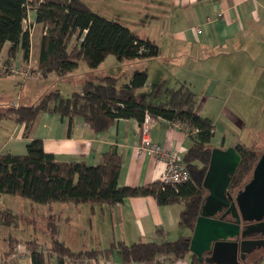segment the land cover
<instances>
[{"label":"trees","instance_id":"1","mask_svg":"<svg viewBox=\"0 0 264 264\" xmlns=\"http://www.w3.org/2000/svg\"><path fill=\"white\" fill-rule=\"evenodd\" d=\"M37 8V22L46 26L41 38L40 69L43 76L56 71L60 77L72 73L84 59L95 70L110 54L120 62L151 59L159 55V45L143 38L128 25L93 11L86 0H0V63L12 65L21 49L24 59L31 51V33L24 27L28 6ZM73 38L75 42H73ZM8 59L1 55L6 43ZM148 70L137 68L127 82H119L117 76L97 75L90 72L83 80L82 88L65 97L60 90H50L36 103L12 105L2 113L24 123L26 135L43 112L58 114L68 119H85L95 132L105 131L115 120L135 118L142 124L146 114L155 119L180 123L187 129L190 146L182 158L190 179L180 184L164 183L161 179L140 186H120L118 178L122 159L116 150L103 155L102 163L90 165L85 161L60 162L44 148L43 140L31 139L24 154L0 152V194L19 195L41 204L107 203L115 205L130 197L154 196L161 205L182 203L179 226L194 231L201 206L207 195L203 185L213 150L215 124L197 110L198 94L190 84L182 82L170 86L166 82L153 83L151 88L138 95V90L148 82ZM240 153L239 166L231 180L229 190L234 194L252 178L260 158L258 152L245 144L235 145ZM4 223L18 227L19 216L11 211L1 215ZM44 233L50 235L48 244L37 238L27 241L33 264H89L101 256L118 257L125 264H170L183 259L190 250V238L176 240L160 237L154 241L126 243L116 241L107 248L72 250L57 234L55 214L47 217ZM7 248L4 258L16 254L19 238L10 234L5 238ZM46 246V251L42 247ZM54 253L57 262L50 263L48 254ZM1 256V251H0ZM1 258V257H0ZM262 257L252 256L249 264H260ZM255 259V260H254ZM192 264H205L193 255Z\"/></svg>","mask_w":264,"mask_h":264},{"label":"crops","instance_id":"2","mask_svg":"<svg viewBox=\"0 0 264 264\" xmlns=\"http://www.w3.org/2000/svg\"><path fill=\"white\" fill-rule=\"evenodd\" d=\"M110 1L120 4L118 0ZM133 2V6L128 7L133 8L131 10L135 12L136 18L135 24H128L129 27L143 38L155 41L160 47L158 56L151 59H136L142 68L148 70V82L145 86L147 88L144 87L146 90L151 83L166 82L170 86L182 82L190 84L198 94V112L211 115L208 117L215 124L214 136L221 127L223 132L221 142L219 140L221 148L229 147L225 144L230 129L240 132L246 130L264 132V0H133ZM128 7L124 5L123 8ZM36 19L37 8L30 4L27 19L24 21V27L31 33L30 56L24 59L20 49L12 62V65L29 71L27 77L29 82L33 80L37 82L35 75L42 78L52 73L43 76L40 69L41 38L46 34V26ZM10 45L11 43H6L3 49L1 60L4 63L8 59ZM96 69L79 71L76 68L64 77L77 82L82 88L83 80L86 78L84 75L96 73ZM131 75L132 73L127 81ZM6 78L14 80V77L3 76L0 78V85L8 80ZM13 82L16 86L26 81ZM46 89L39 97L31 99L33 102L30 104L36 103L50 91L49 85ZM16 106H20V102H17ZM243 109L245 113L242 112ZM249 116L253 117L252 124L248 121ZM219 117L223 118L221 124ZM12 128L18 149L24 146L23 143L27 145L33 138H40L43 140L45 150L53 153L55 159L60 162L85 161L90 165H97L102 163L105 153L116 150L122 159L118 178L120 186L152 183L160 180L165 170V163L154 155L145 151L139 152L143 135L141 124L135 118H120L105 131L95 132L81 116L75 117L70 125L68 119L58 114L43 112L36 118L28 136L24 123L13 121ZM150 137L154 142L176 151L181 158L190 146L187 129L184 126L160 118L155 120ZM238 141L231 146L244 144L240 143L241 140ZM212 145L216 147L213 142ZM182 207L181 202L161 205L154 196L148 195L130 197L115 205L56 202L48 205L47 217L55 214L59 239L72 250L80 251L107 248L116 241L129 244L137 241H154L162 238L157 233L158 228L163 229L162 234L168 240L188 236L193 231L188 227L179 226ZM228 218L233 219L231 216ZM34 236L32 233L27 234L24 240L17 236L20 242L16 254L7 259L0 258V261L3 260L5 264H33L27 241ZM35 238L45 245L50 241L49 234L48 239ZM42 249L47 250L46 246ZM193 255L190 252L185 258L170 264H192ZM256 257H262L260 264H264V250L254 254V258ZM48 259L50 263L57 262L54 253L48 254ZM89 264L125 263L117 256L109 258L101 256L91 260Z\"/></svg>","mask_w":264,"mask_h":264},{"label":"rangeland","instance_id":"3","mask_svg":"<svg viewBox=\"0 0 264 264\" xmlns=\"http://www.w3.org/2000/svg\"><path fill=\"white\" fill-rule=\"evenodd\" d=\"M86 3L93 11L103 16L115 19L126 25L135 24V12L131 10L133 8H129L130 6H133V0H128V2H121V0H118V3H120L119 5H117L116 2L113 3L110 0H86ZM124 5H127V7H129L124 9ZM137 61H126L123 64L120 63V61L114 54H110L100 65L101 67L98 66L100 70H97V68L96 73L97 75L111 74L117 76L119 78V82L123 83L129 79L130 74L135 69L142 67L138 64ZM119 64L122 66H118ZM88 68L89 66L87 62L84 59H80L78 66L79 71L85 69L87 70ZM56 73L57 72L54 71L48 77L42 78L41 76L35 75V77H37V82L33 80L34 83L29 82V78H27L28 75H24L21 73H10V75H7V77L10 78L14 77V80L6 78L8 80H5L3 84L0 85V152L11 151L14 153L24 154L27 151L25 143H23L24 146L22 148L18 149V144H16L18 142H16L17 140H14L15 135H12V124L15 120L12 117L2 114L5 109L11 107L12 105H17V102H20V105L30 104L31 102H33L30 100H34L36 96L39 97L42 91L44 92V90H47L46 88L48 85L50 88L49 90L58 89L65 97L70 96L74 91L80 90L81 87H79L77 82H73L72 79L68 80L65 79V77H60ZM33 76L31 77V79L34 78ZM18 80L26 82H21L19 83V85L16 84V86H14L13 81H16V83H18ZM152 84L153 83L148 86V89L151 88ZM145 88L138 90L137 94L140 95L147 91ZM32 93H35V95H33ZM242 112L245 113V109H243ZM201 114L211 117L209 113L207 115L205 113ZM252 118L253 117L249 116L248 121H251L250 124L253 123ZM219 122L221 124L223 122V118L219 117ZM252 129L254 128L252 127ZM222 134L223 132L221 130V127H219L218 133L216 134V136H214L212 141L216 147H222V144L219 143V140L221 142L223 138ZM238 140H241L240 143L252 146L260 156L264 153V132H255L254 130H250L249 132H247V130L240 132L239 130L236 131L230 129V133L228 134V139L225 145H234V143L239 142ZM4 211H11L13 214L19 216L18 227H14L4 223L1 217ZM48 213V204L37 203L19 195L0 194V257L4 258L3 253L7 248V240L5 238L10 234H16L22 240L25 239L27 234L31 233L32 236L36 234L33 238L39 237L40 240L46 238L48 239V234L43 233V228L44 224L46 223ZM249 260L246 264H249ZM0 264H5V262L1 260Z\"/></svg>","mask_w":264,"mask_h":264},{"label":"water","instance_id":"4","mask_svg":"<svg viewBox=\"0 0 264 264\" xmlns=\"http://www.w3.org/2000/svg\"><path fill=\"white\" fill-rule=\"evenodd\" d=\"M240 160L236 146L213 147L203 182L208 193L190 238L191 252L206 264H242L264 248V237H254L264 235V153L233 194L229 185Z\"/></svg>","mask_w":264,"mask_h":264},{"label":"built area","instance_id":"5","mask_svg":"<svg viewBox=\"0 0 264 264\" xmlns=\"http://www.w3.org/2000/svg\"><path fill=\"white\" fill-rule=\"evenodd\" d=\"M10 73L29 75L28 70H23L14 65L8 66L0 63V77L6 76ZM155 120L154 117L146 114L145 119L141 124L143 139L141 146L139 147V152H148L154 155L159 161L165 163V170L161 177V180L164 183L180 184L188 181L190 179V173L178 153L151 139L150 130Z\"/></svg>","mask_w":264,"mask_h":264},{"label":"flooded vegetation","instance_id":"6","mask_svg":"<svg viewBox=\"0 0 264 264\" xmlns=\"http://www.w3.org/2000/svg\"><path fill=\"white\" fill-rule=\"evenodd\" d=\"M234 194H235V193H234ZM254 237H255V238H260V237H264V235H258V236H254ZM262 250H264V248L258 250L257 252H260V251H262ZM257 252L253 253L252 255L256 254ZM250 257H251V256H250ZM246 262H247V261H245V262L242 261V264H246Z\"/></svg>","mask_w":264,"mask_h":264}]
</instances>
